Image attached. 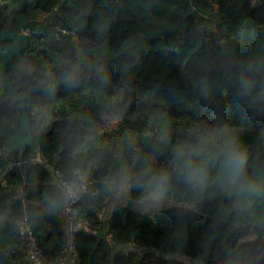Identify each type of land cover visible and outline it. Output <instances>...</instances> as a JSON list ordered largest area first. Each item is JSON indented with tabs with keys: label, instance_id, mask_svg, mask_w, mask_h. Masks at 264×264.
<instances>
[{
	"label": "trees",
	"instance_id": "1",
	"mask_svg": "<svg viewBox=\"0 0 264 264\" xmlns=\"http://www.w3.org/2000/svg\"><path fill=\"white\" fill-rule=\"evenodd\" d=\"M252 2L0 0V32L30 33V47L23 53L28 61L21 65L15 58L7 73L30 97L26 109L42 158L37 161L29 146L22 155L19 150L14 158L7 155L5 141L19 126L20 110L18 103L0 99V264H29L17 225L23 214L44 253L58 255L70 242L64 209L54 216L44 213L43 195L51 191L57 173L74 163L69 157L74 138L84 135L89 119L74 103L78 100L57 107L43 93L48 61L42 53L49 56L47 48L54 57L62 53L66 65L57 64L58 73L75 60L71 48L55 40L59 32L68 42H89L84 52L123 83L121 106L159 123V130L147 126L115 148L113 143L93 145L88 160L98 193L76 206L79 218L89 224L73 234L80 264H264V204L241 212L216 189L198 197L174 182L175 195L150 215L119 204L102 183L121 163L138 170L140 161L151 158L154 169L167 168L172 147L194 138L205 121L241 125L235 137L249 151V170H264V0ZM38 12L51 16L39 21ZM40 38L43 51L34 46ZM9 43L0 41L2 48ZM241 75L256 82L247 96L240 94ZM94 77L88 75L71 90L60 85L56 97L73 99L91 87ZM37 103L51 105L52 121L44 131L33 127L30 105ZM129 199L139 203L135 190Z\"/></svg>",
	"mask_w": 264,
	"mask_h": 264
},
{
	"label": "clouds",
	"instance_id": "2",
	"mask_svg": "<svg viewBox=\"0 0 264 264\" xmlns=\"http://www.w3.org/2000/svg\"><path fill=\"white\" fill-rule=\"evenodd\" d=\"M93 71L101 83L107 82L104 69H93L83 57L70 63L60 74L45 73L41 87L46 99L55 100L60 85L65 90L79 87ZM255 85L254 79L241 75L240 94L247 96ZM123 102V92H119L109 98L108 105L118 108ZM30 111L33 127L44 131L52 121L51 105L37 103L30 105ZM97 139L94 128L74 138L69 154L74 163L59 172L51 191L44 193V213L54 216L90 194L93 165L88 157ZM138 159L134 158L133 164ZM249 161V151L231 135L227 125H222L203 128L194 138L178 141L171 149L167 168L154 169L151 158L140 161L142 166L138 170L121 163L103 178L102 183L108 193L118 198H130L135 190L137 201L151 210H159L175 195L173 184L177 182L198 197L209 189H216L232 200L234 208L251 212L257 204H264V170L250 171Z\"/></svg>",
	"mask_w": 264,
	"mask_h": 264
},
{
	"label": "rangeland",
	"instance_id": "3",
	"mask_svg": "<svg viewBox=\"0 0 264 264\" xmlns=\"http://www.w3.org/2000/svg\"><path fill=\"white\" fill-rule=\"evenodd\" d=\"M255 5H258L260 2L259 0H253L252 2ZM38 19L39 21H43L46 17H50L51 15L46 14L44 12H38ZM28 32V31H27ZM29 33V32H28ZM62 32H59L55 36V40H61L62 47H70L71 53L73 57L75 58L74 62L78 59H81L83 57L86 62H88L93 69L96 67H102L104 69V74L106 76V83H101L97 77L95 76L92 79L91 87L88 88L87 91H82L80 94H74L73 99L65 98V100H59L60 97H55V106L59 107L61 105H67L70 102L78 100V102H74L79 105L81 108L82 114L86 115L89 119V123H85L86 116L82 118V123L86 124L83 126L84 134H86L87 130L90 128L95 129V133L98 137L97 141L94 145H110L114 144V148L116 146H120L124 143L126 138H132L135 139L137 135L140 132L145 131V127L147 126H153L155 130H159V123L155 121H151L148 118H143L137 116V114L130 111V109L125 108L123 106H119L118 108L110 107L107 102L101 99V95H103L107 100H109V97L115 96L117 93L122 92L123 90V83L116 81L112 78L109 71L106 70V66L104 63L99 64L98 58H96L93 55H88L84 52V47L89 44L86 40H76L75 38H71L70 42L61 39ZM64 33V32H63ZM30 34V33H29ZM43 39L40 38L39 41H37V45H34L35 48L38 47L39 50L43 51ZM42 41V42H41ZM60 42L55 43V46H61L59 45ZM50 48H47L46 53L49 56H45L44 53L42 55L46 58L48 61L47 69L45 73L51 72L53 74H60L58 73V70L56 69V66L58 64V67H62L64 64V61L61 62L60 60L63 59L62 53H60L59 57H54V54H51L49 52ZM50 57L54 60L53 63H50ZM58 61H60L58 63ZM69 64H67L68 66ZM57 70V71H56ZM93 72H90L88 75L93 74ZM44 79H46L45 74L43 75ZM63 92V91H62ZM61 92V93H62ZM2 93V91H1ZM111 94V96H107V94ZM62 95V94H61ZM93 96L95 97L94 101H89L88 97ZM80 99V100H79ZM31 112V111H30ZM109 121H112L109 123ZM88 125V126H87ZM226 124H221L218 121H205L203 124L200 125V130L203 128H211V127H217L222 126ZM231 135L236 136L241 131V125L239 126H230L227 125ZM2 179V176H0V180ZM93 180V179H92ZM113 196H110V201H113ZM129 198H119L116 199V201H120L119 204L125 205L129 204L131 207H136V210L139 212H149L150 215H154L157 213V210H151L146 208L145 206L141 205L140 203H135L132 200L129 201ZM115 205L117 202H114ZM160 209H163L160 208ZM109 210L107 209V212ZM104 218V215L103 217ZM195 264H199V262L194 261Z\"/></svg>",
	"mask_w": 264,
	"mask_h": 264
},
{
	"label": "water",
	"instance_id": "4",
	"mask_svg": "<svg viewBox=\"0 0 264 264\" xmlns=\"http://www.w3.org/2000/svg\"><path fill=\"white\" fill-rule=\"evenodd\" d=\"M0 41H9V45L2 48L0 45V85L3 87V92L0 94V99L4 101H14L18 103L20 110L19 126L17 130L8 136L5 141V149L7 155L14 158L15 152L20 151L22 155L27 146L37 152V161H41V155L38 148V137L32 130L30 118L26 109V101L30 98L24 96L18 88H16L7 73L8 66L17 58L22 65L28 59L23 56L25 50L30 47V34L22 32L19 35L7 32H0ZM31 140V142H29Z\"/></svg>",
	"mask_w": 264,
	"mask_h": 264
},
{
	"label": "built area",
	"instance_id": "5",
	"mask_svg": "<svg viewBox=\"0 0 264 264\" xmlns=\"http://www.w3.org/2000/svg\"><path fill=\"white\" fill-rule=\"evenodd\" d=\"M58 174V173H57ZM94 181H90V194L95 196L98 193L97 188L93 187ZM79 201L73 205L64 208V217L66 220L67 231L70 234V242L58 255L46 254L42 251L39 242L33 234L29 219L26 214L19 219L18 233L20 249L24 253V259L29 264H80V257L74 244L73 234L89 226L88 222L78 216L76 208Z\"/></svg>",
	"mask_w": 264,
	"mask_h": 264
},
{
	"label": "crops",
	"instance_id": "6",
	"mask_svg": "<svg viewBox=\"0 0 264 264\" xmlns=\"http://www.w3.org/2000/svg\"><path fill=\"white\" fill-rule=\"evenodd\" d=\"M66 230H67V227L65 226ZM68 232V231H67Z\"/></svg>",
	"mask_w": 264,
	"mask_h": 264
}]
</instances>
